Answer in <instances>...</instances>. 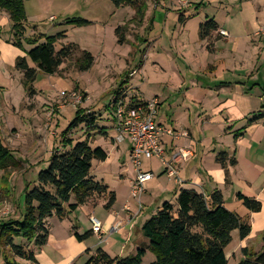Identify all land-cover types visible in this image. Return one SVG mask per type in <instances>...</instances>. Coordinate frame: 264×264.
<instances>
[{"label":"rangeland","instance_id":"1","mask_svg":"<svg viewBox=\"0 0 264 264\" xmlns=\"http://www.w3.org/2000/svg\"><path fill=\"white\" fill-rule=\"evenodd\" d=\"M229 3L224 0H146L145 11L137 18L134 9L115 7L111 0H26L24 36L55 35L64 31L67 37L59 40L58 48L72 43L76 49L57 73L49 75L38 71L30 86L24 85L19 70L10 69L13 77L8 76L6 70H0V85L4 86L0 89V138L19 163L17 168L0 170V221L21 219L24 189L27 185L31 188L38 172L46 168L52 151L60 146V134L74 120L77 110L94 113L95 125L106 129V136L92 133L90 141L92 147L100 146L109 152L106 164L96 174L116 194L111 210L98 206L90 216L87 212L77 213L78 222L84 228L82 232L92 228L91 217L106 215L112 210L125 211V203L134 215L142 211L149 214L154 207L144 200L154 197L156 190L145 185L136 199L130 195V181L135 174L128 156L130 143L127 137L118 144L111 140L115 135L112 101L117 91L141 100L159 96L154 122L165 124L168 114L187 105L181 94L196 81L212 85L222 79L231 80L233 75L245 78L250 73L254 78L259 73L264 75V40L252 36L255 27H264V0H229ZM207 18H213L219 27L230 32V75L223 74L219 68L215 77H206L209 70L207 43L198 37V26ZM71 19H83L88 24L66 23ZM117 26L124 27L122 42H118L114 33ZM0 30L1 38L8 37L9 25ZM223 43L219 41L217 47L225 50L221 53H229L228 44ZM31 47L23 42L25 50ZM83 51L92 55L93 62L82 71L75 61L81 58ZM29 64L33 67L31 62ZM262 82L264 80L258 81L261 86ZM74 91L82 95L79 102L71 95ZM83 131L85 123L81 122L73 126L68 135L74 142L82 141L85 139ZM141 166L154 175L162 169L157 157L142 160ZM173 196L168 198L169 202H175ZM136 220L134 224L140 219ZM67 223L65 219L60 224L66 233ZM46 225L51 234L47 245L43 250V247H34L38 264H44V253L55 257L53 235L59 231V221L52 216L47 218ZM92 233L98 241L102 240V235ZM15 242L20 244L23 240L18 238ZM230 247L227 245L224 251L228 264H233Z\"/></svg>","mask_w":264,"mask_h":264},{"label":"trees","instance_id":"2","mask_svg":"<svg viewBox=\"0 0 264 264\" xmlns=\"http://www.w3.org/2000/svg\"><path fill=\"white\" fill-rule=\"evenodd\" d=\"M25 1L0 0V12L6 13L9 21L10 38L7 41L25 53L16 59L15 68L22 72L24 85L30 86L38 71L49 75L57 73L76 48L72 43L58 48L59 40L67 37L64 31L55 35L33 33L24 36L27 21ZM111 1L115 7H131L137 18H141L146 9V0ZM66 23L80 26L88 24V21L71 19ZM217 30V24L212 18H207L198 26V37L207 39L208 50L211 49L213 32ZM123 31V26H117L114 30L118 42L124 40ZM41 39L44 41L40 42ZM23 42L32 47L25 50ZM29 61L34 67L29 66ZM92 62V55L83 51L75 64L83 71ZM30 92L33 93L31 89ZM119 94L120 91H117L116 96ZM131 102H137V98L132 97ZM259 116L261 115L257 114L249 121H254ZM81 122L85 123V139L74 142L68 135L69 131ZM92 133L107 135L105 128L95 125L94 113L77 110L74 120L60 134V146L52 151L46 168L38 172L31 188L27 185L24 189L21 219L8 218L0 221V264H37L34 247L41 248L47 241V218L56 216L63 219L84 204L101 203L106 210L112 207L115 202L114 191L103 180H97L91 174L92 162L107 158V152L102 147L91 146ZM216 161L223 167L235 163L234 158L227 159L226 152H219ZM18 166L19 163L13 159L10 149L0 138V170ZM236 197L250 212L260 211V201L240 193ZM74 228L72 227V233L78 241L93 234L92 230L78 234ZM233 230L238 231L240 238H245L250 233V224L247 218L240 217L224 206L219 190L205 196L194 189L181 188L175 202L164 201L141 225V234L148 241L145 247H140L134 254L127 256H111L97 248L83 264H142L146 251L154 256L149 264H228L224 250L231 241ZM18 238L23 242L17 244L15 241ZM261 241L260 251H253L249 247L241 248V259L237 264H264V227Z\"/></svg>","mask_w":264,"mask_h":264},{"label":"crops","instance_id":"3","mask_svg":"<svg viewBox=\"0 0 264 264\" xmlns=\"http://www.w3.org/2000/svg\"><path fill=\"white\" fill-rule=\"evenodd\" d=\"M224 1L227 5L230 4L229 0ZM0 15H2L0 28L3 30L9 25V21L6 13L0 12ZM215 23L217 24L216 21ZM217 27L218 30H224L226 35L219 34L218 30L213 32L210 39L211 49L205 48L208 53L207 79L210 76L215 77L219 68L223 74L226 72L230 75V32L219 27L218 24ZM261 27L263 25L255 27L252 36L264 40V35L256 34ZM9 38L10 35L5 38L0 36V70H6L7 75L13 77V71L10 69H16V59L24 56L25 53L9 43L7 41ZM219 41L224 42V45L228 44L229 53H221L225 50L217 47ZM205 42L207 43V39ZM31 64L34 67V64ZM246 76L245 78L244 75H233L231 80L222 79L212 85L205 83L201 85L196 81L195 84L193 83L194 85L185 87L182 94L179 93L183 100L186 99L187 105L176 108L175 112L173 110L171 114H168L165 124L159 123L170 127L178 135L177 137H163L165 159L169 161L178 150H182L184 154L186 152L187 155L172 163V167L176 171V178L168 176L165 166L162 165V169L156 172V175L153 174V177L145 184L148 189L156 190L154 197L144 200L145 203L149 202L148 205L152 203L151 205L154 207L149 214L142 211L139 212L140 214L134 215L131 213L128 203H125L128 210L117 211V214L112 210L106 215L95 216L101 223V241H98L94 234L85 240L78 241L72 233V227H75L74 230L78 234L84 233L82 232L84 228L78 222L77 213L81 215L87 212L90 216L96 207L102 206V204L81 205L63 219L56 217L59 221V231L53 235V251L56 258L48 257L43 252L44 264L81 263L97 248L103 249L111 256L134 254L138 248L145 247L148 243L140 231L143 222L149 217L148 215L154 214L164 201H168L170 196L174 195L173 198H175L181 188L194 189L205 196L219 190L223 196L224 206L240 217L247 218L250 224V233L245 238H240L237 230L231 232L229 244L233 264L240 261V249L243 247L260 251L262 249L261 234L264 227V82L261 86L258 81L264 80V75L259 73L258 77L254 78L255 76L250 73ZM2 88L4 86L0 85V89ZM154 98L157 100L158 109L160 98L159 96ZM112 102L114 103V101ZM180 110L181 112H179ZM257 114L261 116L250 122L249 119ZM165 138L169 139V142ZM219 152H226L227 159L234 158V165L221 166L216 161V155ZM107 160L108 154L106 160L92 162L91 174L95 179L102 180L98 179L96 173H100V169H103ZM238 193L260 201V211L250 212L236 197ZM144 212L147 216H143ZM137 218L140 220L138 224H134ZM65 219H68L67 233L65 228L60 225ZM115 221L119 225H116ZM122 234L123 236L127 235L126 239L121 236ZM50 235L49 233L47 239L50 238ZM110 236L114 238H110ZM108 240L110 241L108 242ZM47 242L48 240L41 250L44 249ZM153 259L154 256L146 251L142 257V264H149Z\"/></svg>","mask_w":264,"mask_h":264},{"label":"built area","instance_id":"4","mask_svg":"<svg viewBox=\"0 0 264 264\" xmlns=\"http://www.w3.org/2000/svg\"><path fill=\"white\" fill-rule=\"evenodd\" d=\"M52 19V18H51ZM219 34L226 35L222 29L218 30ZM256 34L264 35V27L258 29ZM72 97L76 102L82 99L79 92H72ZM132 97L119 94L112 102V121L115 135L111 138L114 144L122 142L127 137L129 140L128 156L131 164L134 167V177L130 183V195L136 199L144 190L145 184L153 177L151 170L144 169L142 160H149L157 157L161 164L165 166L167 175L176 178V171L172 167L173 162L185 158L187 153L178 150L172 155V158L167 161L164 157L163 137H177L170 127L155 124L154 118L157 115V100L151 98L141 100L137 98V102H131ZM138 206L140 203L138 202ZM128 210V206L125 205ZM92 223V232L102 235L101 223L96 219L90 218Z\"/></svg>","mask_w":264,"mask_h":264}]
</instances>
